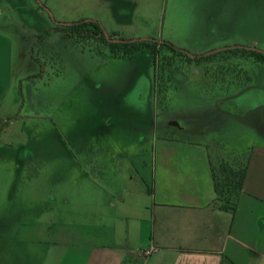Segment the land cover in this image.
Wrapping results in <instances>:
<instances>
[{
    "label": "rangeland",
    "instance_id": "1",
    "mask_svg": "<svg viewBox=\"0 0 264 264\" xmlns=\"http://www.w3.org/2000/svg\"><path fill=\"white\" fill-rule=\"evenodd\" d=\"M84 21L118 39L166 41L191 55L207 53L212 35L217 48L264 52V0H0V28L14 42L16 87L0 113V234L8 254L17 240L27 244L17 253L26 254L31 223L61 222L64 212L76 211L74 199L64 204V198L79 190L78 159L88 163L96 155L69 152L65 142L76 135L88 146L141 145L152 170L154 140L185 124L201 127V141L214 148L220 205L234 202L247 154L264 144V63L226 53L208 67L172 66L162 79L167 103L160 104L148 52L113 59L107 48L101 55L96 45L58 29ZM107 164L109 174L117 172L114 161Z\"/></svg>",
    "mask_w": 264,
    "mask_h": 264
},
{
    "label": "crops",
    "instance_id": "2",
    "mask_svg": "<svg viewBox=\"0 0 264 264\" xmlns=\"http://www.w3.org/2000/svg\"><path fill=\"white\" fill-rule=\"evenodd\" d=\"M213 21L214 34L220 37L221 20ZM212 34L208 31V37ZM211 37L205 54L242 47L217 48L215 35ZM200 46L199 42L194 48ZM14 67V42L0 28V113L9 95L16 96ZM153 89L156 99L155 85ZM203 130L185 124L176 135L154 140L152 170L150 154L141 157V145L88 146L78 135L68 139L69 152L96 153L88 163L78 159L83 163L79 190L64 198V204L74 199L70 203L77 205L76 211L64 212L61 222L28 225L31 241L26 254L17 253L19 246L27 245L20 240L8 254V243L0 234V264H264V144L247 154L242 191L232 213L218 203L214 148L201 141ZM113 161L119 167L109 174L107 163ZM151 249L152 255L145 256L143 252Z\"/></svg>",
    "mask_w": 264,
    "mask_h": 264
},
{
    "label": "trees",
    "instance_id": "3",
    "mask_svg": "<svg viewBox=\"0 0 264 264\" xmlns=\"http://www.w3.org/2000/svg\"><path fill=\"white\" fill-rule=\"evenodd\" d=\"M58 29L67 32L68 36L75 37L78 41L84 42L86 44L90 43L96 45L101 55L103 54L102 50L105 48L109 50L111 57L118 59L132 58L137 54L148 52L152 58L155 68L154 85L156 100H159L160 104L165 105L167 103V97L162 79H164V76H167L166 73L171 69L172 66L205 65L208 67L209 65L214 64L217 58H222V55L226 53L239 54L240 56L254 58L258 62L264 63V52L251 50L244 47L228 48L205 55H191L189 52L166 41L160 42L157 40L146 39H118L108 35L100 23L96 21L74 23L71 25L61 26ZM245 173L246 166H244V168L241 170V173L238 177L235 187L236 195L234 202H222L220 206L223 210L232 213L235 211L236 199L242 191ZM213 177L215 192L217 196H219L221 193L223 194V191L216 181L214 172ZM228 177L229 179L234 177V170L233 172H229ZM225 186L227 185H224V187Z\"/></svg>",
    "mask_w": 264,
    "mask_h": 264
},
{
    "label": "built area",
    "instance_id": "4",
    "mask_svg": "<svg viewBox=\"0 0 264 264\" xmlns=\"http://www.w3.org/2000/svg\"><path fill=\"white\" fill-rule=\"evenodd\" d=\"M153 252H154V249H151V250L144 251L143 253L145 256H150L152 255Z\"/></svg>",
    "mask_w": 264,
    "mask_h": 264
}]
</instances>
